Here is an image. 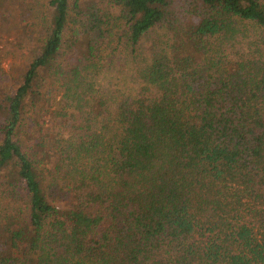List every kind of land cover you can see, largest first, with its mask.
Instances as JSON below:
<instances>
[{"label":"trees","instance_id":"trees-1","mask_svg":"<svg viewBox=\"0 0 264 264\" xmlns=\"http://www.w3.org/2000/svg\"><path fill=\"white\" fill-rule=\"evenodd\" d=\"M24 2L0 264H264V0Z\"/></svg>","mask_w":264,"mask_h":264},{"label":"rangeland","instance_id":"rangeland-1","mask_svg":"<svg viewBox=\"0 0 264 264\" xmlns=\"http://www.w3.org/2000/svg\"><path fill=\"white\" fill-rule=\"evenodd\" d=\"M23 5L25 7H31L33 10L32 15H36L39 17L40 13H44L46 11V0H25V2L23 3ZM38 14V15H37ZM9 46V50L14 53H17V48H18V44H16V42L12 43V42H8L6 44V47ZM13 48V49H11ZM11 60V58H7L4 61V67H6V64L9 63V61Z\"/></svg>","mask_w":264,"mask_h":264}]
</instances>
